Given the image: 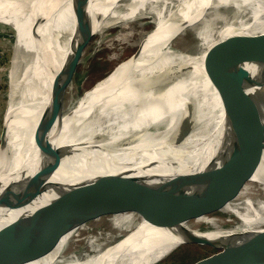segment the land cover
<instances>
[{"label":"bare ground","instance_id":"obj_1","mask_svg":"<svg viewBox=\"0 0 264 264\" xmlns=\"http://www.w3.org/2000/svg\"><path fill=\"white\" fill-rule=\"evenodd\" d=\"M123 1L0 0V23L11 25L16 31V48L9 69L12 88L29 85L30 75L42 72L43 68L68 71L69 61L89 35L100 33L114 22L134 19L151 0ZM220 5L234 8L231 20L217 33L207 34L201 44L206 45L216 35L236 34L244 38L205 56L210 61L227 56L225 66L234 72L228 84L216 90L200 78L198 57L189 56L173 44L187 27L201 22L211 6ZM82 12L86 18L80 31L77 21ZM154 23L155 29L143 38L140 49L88 91L76 114L67 118L64 126L37 128L21 124L19 109L10 107L9 115L15 114L9 123L8 138L0 148V253L7 264H20L31 253L43 232L39 225L59 212V198L67 189L102 176L124 175L140 179L137 197L145 196L169 170H183L199 161L222 127L224 103L264 90V45L258 39L245 42L249 36L264 35V0H175L174 8ZM183 61L191 63L188 80L178 79L165 91L151 88L160 74ZM46 98L42 95V101ZM183 105L200 108L205 121L206 134L200 138L203 144L197 153L188 150L195 141L193 136L181 147L159 137L160 123L163 122L164 131L173 126ZM21 107L22 103L18 105ZM151 125L158 128L156 133L131 137ZM42 136L51 144H39L37 139ZM68 146L78 148L71 152L62 149ZM172 156L180 158L178 167L172 165ZM26 180L29 182L25 196L20 194L18 206L16 200L5 203L4 196L17 192ZM258 188L261 193H253ZM210 191L214 193L205 196ZM208 192L199 199L194 212L209 205L225 204L230 208L228 212L235 213L243 222L233 228L250 229L264 224V151ZM134 203L131 200L127 205L131 208ZM92 206L86 207L73 228L60 233L54 244L41 253L43 257L28 264H150L161 261L163 254L178 243L169 233L187 223L170 226L166 222L157 229L136 224L130 236L102 255L85 261L62 259L70 246H85L89 242H94L91 248L97 246L95 240H102L128 214V208L121 205L118 213H108L101 203L99 219L87 220L88 208ZM200 221L205 225L211 217Z\"/></svg>","mask_w":264,"mask_h":264},{"label":"water","instance_id":"obj_2","mask_svg":"<svg viewBox=\"0 0 264 264\" xmlns=\"http://www.w3.org/2000/svg\"><path fill=\"white\" fill-rule=\"evenodd\" d=\"M85 18L84 12L78 15L77 28L80 31ZM93 36L94 34L89 35L80 44L75 56L69 61L71 66L68 71L43 68L44 70L40 73L32 72L29 85L23 84L17 89L12 88V85L9 86L3 109V103L0 102V147L8 138L9 123L15 114L9 115L10 107L19 109L21 124L37 126V128L64 126L65 120L76 114L77 108L88 91L94 89L99 81H103L122 62L87 84L84 83V78L77 81V69ZM242 38L244 35L235 34L229 37L216 35L206 45L201 44L198 52L188 53L191 57H198V74L200 78H205L214 89L221 90L225 87L232 79L234 72L225 66L228 61L227 56L212 61L205 59V56L210 51H219L231 46ZM255 39H258L259 44L264 45V35L261 34L249 36L245 42H252ZM138 50L139 48L127 59ZM30 54L33 55V53ZM191 71V63L180 62L167 72L160 74L151 88L165 91L178 79L188 80ZM236 81L241 80L236 79ZM76 84L77 91L73 100L68 101ZM42 95L47 96L45 101H42ZM20 103H22L21 109L18 108ZM223 109L222 127L199 161L194 165H188L183 170H169L145 196L137 197L140 194L138 191L140 179L136 177L128 179L124 175L102 176L67 189L65 195L59 198V212L47 218L42 224L39 223L43 232L38 243L36 241L31 253L20 264H28L43 257L41 253L54 244L62 231L73 228L89 205L94 204L88 208L87 220L99 219L101 203L108 213H118V207L121 205L124 206L123 209L128 208V214L121 223L106 232L97 246L73 257L72 260L77 258V261H85L93 256L104 254L130 236L136 224L143 223L157 229L166 222L173 226L187 221L179 230L169 233L178 240V243L163 254L161 261L150 264H159L176 250L185 248L191 249L192 252L176 264H260L264 262V224L250 229L232 227L196 231V227L199 228L201 224L199 222H202L201 219L212 217L222 211L228 212L230 209H227L225 204L209 205L194 212L193 208L199 199L227 175L255 161L264 151V90L255 95L244 94L224 103ZM200 114V108L183 105L173 126L164 131L163 122L160 123L159 137L165 139L168 144L181 147L189 137L193 136L195 141L189 144L188 150L197 153L203 144V139L200 138L206 134L205 121L201 119ZM157 131L156 125H151L132 133L131 137L137 139L141 134ZM45 138L44 136L38 138V143L50 145L51 142ZM151 138L153 139L152 135ZM73 148L78 147L68 146L62 149L71 152ZM172 157L174 158L172 165L178 167L180 158ZM42 172L47 173L46 170ZM28 182L29 180L22 182L24 185L21 189H17V192L6 194L4 202L10 204L16 200L15 204L18 206L19 200L21 201L20 194L23 193L25 196ZM136 183L137 186L134 185ZM22 187L24 190L21 192ZM131 200L135 203L130 208L127 204ZM1 244L2 242H0V248ZM0 264H7L1 253Z\"/></svg>","mask_w":264,"mask_h":264},{"label":"rangeland","instance_id":"obj_3","mask_svg":"<svg viewBox=\"0 0 264 264\" xmlns=\"http://www.w3.org/2000/svg\"><path fill=\"white\" fill-rule=\"evenodd\" d=\"M123 2H127V0ZM174 4L175 0H167L166 2L162 0H151L144 5L142 12L134 19H123L118 23L114 22L107 25L100 33H92L94 36L83 53L81 63L76 72V80L79 81L81 78H84V83L87 84L108 73L121 61H127V58L137 48L140 49L143 38L155 29V20H159L161 16L167 15L174 8ZM233 11L234 8L228 5L211 6L207 10L205 18L201 22L187 27L175 40L173 47L186 53L198 52L201 48L203 38L207 34L217 33L230 22ZM15 45V29L11 25L0 23V102L3 103L2 109L7 98L9 86L13 81V75L10 77L9 69L12 65L16 48ZM76 87L77 84L70 93L68 101L73 100L77 91ZM1 153L2 150H0V156ZM213 193L214 191H210L205 196ZM253 193L259 194L261 191L258 188ZM242 223L241 219L235 213L222 211L213 215L209 223H205V225L201 223L198 227L201 230L212 229L213 227L232 228L240 226ZM95 241L100 242L101 240ZM93 243L89 242L85 246L83 245L84 243L70 246L63 252L62 259H69L81 255L85 251H88ZM190 252L192 250L188 248L178 249L159 264H176L178 261L186 258Z\"/></svg>","mask_w":264,"mask_h":264}]
</instances>
